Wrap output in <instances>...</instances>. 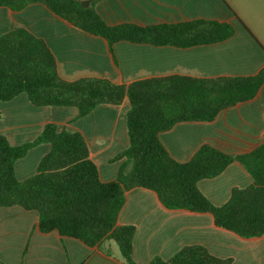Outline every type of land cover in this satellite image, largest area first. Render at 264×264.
Returning <instances> with one entry per match:
<instances>
[{
	"label": "trees",
	"instance_id": "obj_1",
	"mask_svg": "<svg viewBox=\"0 0 264 264\" xmlns=\"http://www.w3.org/2000/svg\"><path fill=\"white\" fill-rule=\"evenodd\" d=\"M40 3L75 28L103 38L112 53L119 42L186 49L230 39L233 25L213 20L139 26L106 24L95 2L77 0H0V6L20 11ZM264 85V67L253 76L191 78L169 76L117 85L106 78L59 77L56 60L46 43L23 27L0 36V101L24 94L35 107L76 108L78 117L99 105H121L126 99L127 147L111 161L123 160L117 176L102 182L89 157L83 135L44 125L32 141L12 146L0 135V208L18 206L38 214L42 233L56 231L88 247L107 240L118 247L124 264L132 259L134 227L119 226L117 218L134 188L153 191L163 207L209 213L217 227L241 238L264 236V133L254 150L231 155L202 145L186 162L174 160L159 135L181 122H211L218 114L254 99ZM40 144L50 151L38 163L36 173L22 181L15 163ZM234 162L252 178L244 189L235 188L229 200L215 206L200 192L197 183L222 174ZM148 264H231L201 245L186 246L167 260Z\"/></svg>",
	"mask_w": 264,
	"mask_h": 264
},
{
	"label": "crops",
	"instance_id": "obj_2",
	"mask_svg": "<svg viewBox=\"0 0 264 264\" xmlns=\"http://www.w3.org/2000/svg\"><path fill=\"white\" fill-rule=\"evenodd\" d=\"M95 2L103 21L111 26H150L194 20L229 23L234 35L223 42L186 49L119 42L112 53L107 42L85 33L40 3L20 11L0 6V36L13 27H23L42 39L56 60L59 77L106 78L117 85L184 76L218 78L253 76L264 67V0H77ZM129 103L99 105L79 118L76 108L35 107L26 95L0 101V135L12 146L34 140L45 124L83 135L90 159L102 182L117 176L119 162L111 159L128 145L126 113ZM264 85L256 97L221 111L211 122H181L159 135L168 154L178 162L188 161L202 146L237 155L254 150L263 141ZM50 145L40 144L15 163L19 181L36 173ZM252 178L238 162L219 176L197 183L200 192L215 206L224 205L235 188L244 189ZM119 226L134 227L132 259L148 264L154 258L167 260L186 246L201 245L231 264H264V236L241 238L217 227L209 213L169 210L150 190L134 188L126 193L117 218ZM0 264H124L112 241L99 247L61 237L56 231L42 233L38 214L18 206L0 208Z\"/></svg>",
	"mask_w": 264,
	"mask_h": 264
}]
</instances>
